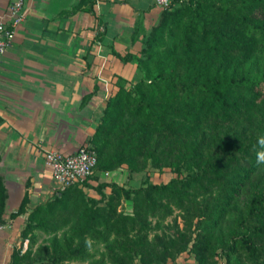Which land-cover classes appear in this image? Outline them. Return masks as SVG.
Returning <instances> with one entry per match:
<instances>
[{"label":"trees","instance_id":"obj_1","mask_svg":"<svg viewBox=\"0 0 264 264\" xmlns=\"http://www.w3.org/2000/svg\"><path fill=\"white\" fill-rule=\"evenodd\" d=\"M142 44L138 57L118 56L140 79L118 78L106 100L87 142L93 173L28 213L9 264H264V165L254 151L264 136V0H170ZM119 169L129 180L171 177L134 188L99 181ZM245 187L253 195L242 206ZM4 201L0 177V225Z\"/></svg>","mask_w":264,"mask_h":264},{"label":"crops","instance_id":"obj_2","mask_svg":"<svg viewBox=\"0 0 264 264\" xmlns=\"http://www.w3.org/2000/svg\"><path fill=\"white\" fill-rule=\"evenodd\" d=\"M10 1L0 0V19L6 18ZM24 3L25 19L0 55V177L5 189L0 264H9L13 248L20 246L28 213L57 189L45 153L71 154L87 143L118 78L128 84L139 81L135 62L118 56H139L163 10L155 0ZM125 177L127 171L119 169L99 181L117 178L122 185ZM25 195V213L10 218Z\"/></svg>","mask_w":264,"mask_h":264},{"label":"built area","instance_id":"obj_3","mask_svg":"<svg viewBox=\"0 0 264 264\" xmlns=\"http://www.w3.org/2000/svg\"><path fill=\"white\" fill-rule=\"evenodd\" d=\"M155 5L166 9L169 0H155ZM24 0H11L6 18L0 19V55L4 54L11 44L15 31L25 19ZM96 153L89 143L79 146L71 154L50 150L44 155L45 167L49 170L57 189H64L93 173L96 166ZM108 175V173H104ZM56 189V190H57Z\"/></svg>","mask_w":264,"mask_h":264},{"label":"rangeland","instance_id":"obj_4","mask_svg":"<svg viewBox=\"0 0 264 264\" xmlns=\"http://www.w3.org/2000/svg\"><path fill=\"white\" fill-rule=\"evenodd\" d=\"M146 176L148 177L150 182L158 183L161 181H166L168 178L171 177V174H169L167 170H165L163 173L162 172L159 173V172L154 171V170H148L145 174H141V175L139 174L137 176L135 175L130 180L127 179V177H125L124 183L122 185H124L126 187H133V188L137 187ZM113 182L118 184V183H121V180H118L117 178H115V179H113ZM252 195H253V191L249 187H245L242 190L241 189L238 190V195H237L236 201L238 203H240V205L244 206L249 201V199L252 197ZM130 207H131L130 202H123L121 210L125 213H129ZM175 219H176L177 226L180 228L181 223H180L179 216L175 215ZM232 220H234V218H232V217L226 218L224 223L221 224V228H228L230 226ZM165 224H168V227L170 230L174 229L172 219H168ZM166 232H170V231L166 230ZM26 244H27V242L24 241V245L22 246V251L25 250ZM37 244H46V237L40 236ZM101 251H102V247L100 245L96 246L92 250L93 258L97 259L98 254ZM72 264H86V263H72Z\"/></svg>","mask_w":264,"mask_h":264},{"label":"clouds","instance_id":"obj_5","mask_svg":"<svg viewBox=\"0 0 264 264\" xmlns=\"http://www.w3.org/2000/svg\"><path fill=\"white\" fill-rule=\"evenodd\" d=\"M256 163L258 166L264 165V136L257 139L256 147L254 148ZM86 244L91 245V241H86Z\"/></svg>","mask_w":264,"mask_h":264}]
</instances>
